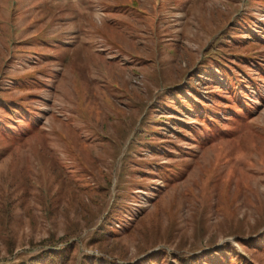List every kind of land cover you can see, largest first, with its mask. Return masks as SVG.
Here are the masks:
<instances>
[{
  "label": "rangeland",
  "instance_id": "rangeland-1",
  "mask_svg": "<svg viewBox=\"0 0 264 264\" xmlns=\"http://www.w3.org/2000/svg\"><path fill=\"white\" fill-rule=\"evenodd\" d=\"M0 264H264V0H0Z\"/></svg>",
  "mask_w": 264,
  "mask_h": 264
}]
</instances>
